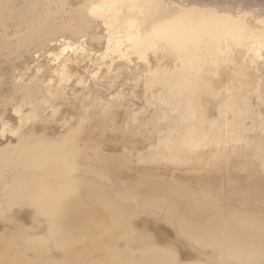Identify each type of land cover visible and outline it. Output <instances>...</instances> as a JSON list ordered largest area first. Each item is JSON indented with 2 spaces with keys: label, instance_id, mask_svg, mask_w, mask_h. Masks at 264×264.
Segmentation results:
<instances>
[{
  "label": "bare ground",
  "instance_id": "bare-ground-1",
  "mask_svg": "<svg viewBox=\"0 0 264 264\" xmlns=\"http://www.w3.org/2000/svg\"><path fill=\"white\" fill-rule=\"evenodd\" d=\"M233 2L0 0V264H264V3Z\"/></svg>",
  "mask_w": 264,
  "mask_h": 264
},
{
  "label": "rangeland",
  "instance_id": "rangeland-1",
  "mask_svg": "<svg viewBox=\"0 0 264 264\" xmlns=\"http://www.w3.org/2000/svg\"><path fill=\"white\" fill-rule=\"evenodd\" d=\"M200 1H203V0H200ZM205 1H215V2H216V1H217V2H219V1H220V2H222V1H227V2H229V3H232V1H234L233 3H235V1H236V3H237V1H238V2H243V3H253L254 1H256V2L258 1L259 3H264V0H219V1H218V0H205ZM5 137H10V135H9L8 133H6V134H5ZM5 137H4V138H5ZM1 142H4V140L0 137V143H1Z\"/></svg>",
  "mask_w": 264,
  "mask_h": 264
}]
</instances>
